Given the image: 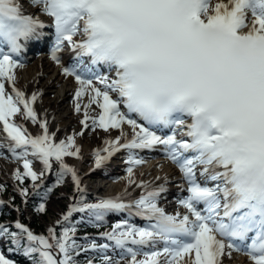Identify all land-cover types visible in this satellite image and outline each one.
I'll use <instances>...</instances> for the list:
<instances>
[{
    "label": "snow or ice",
    "instance_id": "6c2138e0",
    "mask_svg": "<svg viewBox=\"0 0 264 264\" xmlns=\"http://www.w3.org/2000/svg\"><path fill=\"white\" fill-rule=\"evenodd\" d=\"M40 45L75 78L74 111L83 108L79 134L90 126L119 130L94 150L95 168L127 149L128 184L142 189L127 203L117 195L71 204L63 221L74 212L100 222L107 213L134 210L149 224L121 220L100 233L111 244L81 246L75 225H61L59 235L49 228L45 236L17 220L16 231L0 224V243H10L9 253L22 249L32 264H76L81 253L114 247L117 258L103 254L101 264H224L238 252L249 264H264V0H0V125L23 165L13 178L31 179L37 189L55 161L57 184L70 174L83 192L64 159L79 158L74 136L56 142L34 108L40 93L28 96L16 86L21 57ZM65 49L74 53L70 66L61 62ZM93 105L99 111L90 115ZM17 116L42 132L29 134ZM158 147L186 186L178 201L182 215L158 205L165 184L133 179V167L144 162L133 150ZM19 191L28 195L27 188ZM44 210L41 203L37 211ZM0 264L16 261L0 251Z\"/></svg>",
    "mask_w": 264,
    "mask_h": 264
},
{
    "label": "bare ground",
    "instance_id": "6f19581e",
    "mask_svg": "<svg viewBox=\"0 0 264 264\" xmlns=\"http://www.w3.org/2000/svg\"><path fill=\"white\" fill-rule=\"evenodd\" d=\"M65 52L70 56L74 55L71 51L66 49L61 54H64ZM21 63L23 64L22 68L24 69L21 71L17 70L16 78L19 79V84L22 87L31 90L35 89L42 93V97L39 100V102L41 101L40 113L46 115L48 125L57 128L55 129L57 131L56 137L71 132L70 126L75 124L76 114H78L74 111V96L77 88L75 78L61 74L60 66L54 63L49 55L42 60L34 59L33 61H29L27 58L21 59ZM69 102L72 105H69ZM81 103H87V96L82 98ZM79 113L83 114V108ZM89 114L93 115L91 109L89 110ZM90 128V130L89 128L85 129L83 134L77 138V145L80 148V159L77 160V162H79L77 165L74 163V165L71 166H77L78 172L82 175L84 183L90 187V192L99 194V190L105 185L102 184L103 180L100 179V170L90 172L94 163L91 161L88 151L90 152L93 146V137H96L97 135L96 129H93L91 126ZM124 128L125 131L129 130L128 126H125ZM157 152L158 154L154 156H144L145 161L142 164L133 167V179L137 183L140 181H152L154 184H157V186L160 184H165V187L172 186L173 189L170 191L171 193H181L180 196L183 195L187 191L186 188L181 187L183 181L180 178L179 170L165 158L163 151L159 147L157 148ZM143 154L144 153H139V155ZM29 159H32L34 162L33 170L43 168L38 160L32 157H29ZM6 163L7 162L0 161V172H2L5 178H8V175L10 174L9 177L12 175V170L19 163L12 166H9ZM124 165L125 163L119 161L112 163V168L108 170V173L113 176H119V174H122L121 179L123 178V175L127 173L128 177V168ZM140 174H142V176L139 178L138 175ZM93 177L100 180L96 181ZM157 177L160 179H157ZM165 178H167V183H165ZM115 179L116 178H113L110 185L113 184L115 186L116 183H118L119 186L124 185L121 179L118 182L115 181ZM131 185L136 186V184ZM160 207H168L166 209L172 208L168 203H165ZM185 211L186 210L182 206L178 209V213L181 215L184 214ZM231 259L234 261V264H249L248 259L246 258H236L232 256ZM225 260L230 264L228 258H225Z\"/></svg>",
    "mask_w": 264,
    "mask_h": 264
},
{
    "label": "rangeland",
    "instance_id": "374dc122",
    "mask_svg": "<svg viewBox=\"0 0 264 264\" xmlns=\"http://www.w3.org/2000/svg\"><path fill=\"white\" fill-rule=\"evenodd\" d=\"M69 105H72L70 102H69ZM77 117L78 115H76V119H75V126L78 127L77 125ZM72 127V126H71ZM91 128H89L90 130ZM88 130V131H89ZM87 133V131H86ZM96 137H93V144H95L97 142V140L100 138V136H102V133L96 129ZM115 133V132H114ZM65 161H66V157L64 158ZM23 170V169H22ZM94 180H100V179H94ZM63 186V185H62ZM64 188L66 187H59V189L56 190L55 189V192L51 195V197L48 199V201L45 203V212L41 214L36 212V214H34L33 212L29 211V208H27V211L29 213V219L33 222L32 225H35L33 227H35L36 229L35 230V234L36 235H46V232L45 229H47V227L49 228H53L54 230L56 229L57 227V221H59V216H60V212L62 210H64V203L67 204L68 201H66L65 198H62L64 196V192H61V190H63ZM69 189V188H68ZM67 193H70L69 191H67ZM11 198H9L10 200L12 199L14 202H15V196L14 195H11L10 196ZM77 197V195L75 196ZM74 197V198H75ZM69 202H72L74 201L73 199V196L72 197H69L68 198ZM14 208H16L15 204H14ZM4 209L6 210V212L11 213L6 206H4ZM18 210H24V208H18ZM44 227H46L44 229ZM77 240V242H82L86 245L88 239H85L84 236L80 235L78 236L77 238H75ZM4 244V242H3Z\"/></svg>",
    "mask_w": 264,
    "mask_h": 264
}]
</instances>
